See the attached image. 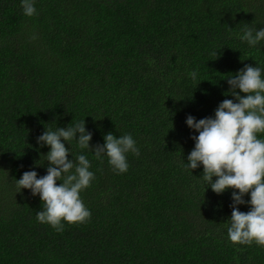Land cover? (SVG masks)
I'll return each mask as SVG.
<instances>
[{"label": "trees", "instance_id": "trees-1", "mask_svg": "<svg viewBox=\"0 0 264 264\" xmlns=\"http://www.w3.org/2000/svg\"><path fill=\"white\" fill-rule=\"evenodd\" d=\"M34 6L27 17L22 0H0V264H264V247L228 238L233 190L215 194L202 166H186L198 135L186 118H214L234 100L227 79L245 66L264 78V40L242 39L246 27L264 28V0ZM83 119L91 148L130 134L140 154H126L128 171L117 174L106 155L65 142L69 160L90 161L94 179L80 197L91 218L57 232L36 219L39 195L16 181L47 174L45 130Z\"/></svg>", "mask_w": 264, "mask_h": 264}, {"label": "clouds", "instance_id": "clouds-1", "mask_svg": "<svg viewBox=\"0 0 264 264\" xmlns=\"http://www.w3.org/2000/svg\"><path fill=\"white\" fill-rule=\"evenodd\" d=\"M22 8L25 16L36 15L34 0H22ZM242 39L254 47L264 40V28L254 35L253 30L246 27ZM214 55L217 58V53ZM191 76L195 80L197 73ZM227 83L226 95L233 96L235 102L223 100L214 118L199 121L192 116L186 118V125L198 133L191 137L195 146L187 157L186 166L191 171L202 166L203 179L215 194L233 190L231 224L227 231L230 242L264 247V139L258 138L264 134V78L259 67L248 65L231 75ZM91 139L92 133L86 131L84 119L71 127L45 130L37 142L50 148L46 155L47 174L37 178L35 171H27L16 181L18 192L27 189L33 196L39 195L43 210L36 213V219L57 232L64 230V224H83L91 218V212L80 197L94 179L89 170L90 161L85 155H78L77 163L69 160L65 142L75 140L80 149L90 150L97 160L106 155L117 174L128 171L126 154H140L130 134L116 138L108 133L104 144L94 148L90 147ZM246 194H250L247 201L250 211L241 212L238 206L246 203L243 199Z\"/></svg>", "mask_w": 264, "mask_h": 264}]
</instances>
